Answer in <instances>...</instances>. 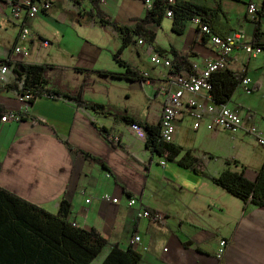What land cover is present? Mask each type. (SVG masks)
<instances>
[{
	"label": "crops",
	"instance_id": "0c3cea01",
	"mask_svg": "<svg viewBox=\"0 0 264 264\" xmlns=\"http://www.w3.org/2000/svg\"><path fill=\"white\" fill-rule=\"evenodd\" d=\"M44 1L35 0L36 15L26 17L22 11L20 19H14L9 4L0 0V58L46 65L45 86L65 95L38 96L21 110L20 80L10 75L8 84L0 82V107L18 113V120L0 121V187L51 213L66 201L71 222L107 240L89 264L101 263L114 245L136 249L141 255L137 264H264V204L244 202L211 180L229 168L243 170L254 181L264 164V146L243 131H210L204 126L195 130L193 117L182 111L174 121L171 142L181 150L166 158L167 151L159 156L148 149L144 129H131L124 118L159 124L161 89L169 87L168 74L153 86L138 61H150L159 52L171 57L176 70H188L191 63L200 66L216 56L204 32L190 20L177 34L172 17L164 13L159 21L143 25L142 0H51L52 5L42 9ZM190 1L212 8L220 4L229 32L240 30L247 40H252L255 28L264 32V0L236 7H225L224 0ZM249 1L262 11L257 20L246 17ZM22 20L30 35L21 42ZM112 22L129 28L126 45L123 31ZM144 30L148 35H141ZM140 38L144 40L138 43ZM16 44L25 45L27 55L15 53ZM127 67L147 77L129 80L119 75ZM225 68L250 77L253 86L249 93L236 87L227 105L242 115L253 112L254 123L264 127V56L248 58L236 48ZM124 81L153 86L160 101L142 107L145 111L127 106L119 92ZM81 86L87 103L103 104L106 113L80 106L68 96ZM186 152L194 158L191 167L179 164ZM105 193L117 197V203L103 201ZM129 198H136V204L128 206ZM142 208L161 213V219L140 217ZM221 240L226 247L218 258Z\"/></svg>",
	"mask_w": 264,
	"mask_h": 264
},
{
	"label": "trees",
	"instance_id": "16d2710c",
	"mask_svg": "<svg viewBox=\"0 0 264 264\" xmlns=\"http://www.w3.org/2000/svg\"><path fill=\"white\" fill-rule=\"evenodd\" d=\"M166 2L167 0H155L153 8L147 10L145 17L141 20L143 25L159 21L166 9L171 8L173 13L171 28L177 34H181L187 23L195 17H199L201 24L208 25L209 30L214 34L225 36L230 30L228 22L221 18L224 16V10L220 4L212 8L190 0H174V3L169 6ZM261 12L259 10L257 15ZM101 20H104L102 15ZM111 24L114 28L123 31L122 44L126 45L130 41L129 28L119 26L114 22ZM196 27L198 31H201L199 26ZM134 32L139 35L137 30ZM146 34L148 35L144 30L141 35ZM262 38H264V32L255 28L252 41L256 45L264 46ZM175 56L177 57L178 54L175 53ZM7 62L9 65L12 64L10 60ZM46 67V65L17 61L13 63L12 70L17 79L23 80L22 88L18 92L29 91L33 96L29 100L30 104L41 95H48V97L64 95L61 91L45 86L47 84L44 74ZM173 68L176 69V67ZM119 75L129 80H143L144 77L140 71H130L128 67L127 71ZM241 78L242 74L228 68L211 74L210 95L213 101L226 104ZM84 84L85 78L82 86ZM82 86L76 94L68 96L80 106L106 113L103 104L87 103L82 95ZM4 87L10 88L9 85ZM5 113L6 111L0 107V118ZM124 118L130 124H137L144 129L146 147L159 156L167 151L165 157L172 158L180 152L181 149L174 144L158 141V125L143 123V121L127 116ZM193 163L194 158L189 155V152H186L179 160V164L184 166L191 167ZM194 170L201 173L199 169L194 168ZM211 180L244 202H250L252 205L264 204V164L257 171L254 181L249 180L243 170L236 172L229 168L212 176ZM68 212L69 204L66 201L60 202L58 212L51 213L13 191L0 187V264H89L92 262L107 245V240L90 230L76 226L68 219ZM140 260L141 255L136 249L132 247L123 249L114 245L99 264H137Z\"/></svg>",
	"mask_w": 264,
	"mask_h": 264
},
{
	"label": "built area",
	"instance_id": "2783aa9c",
	"mask_svg": "<svg viewBox=\"0 0 264 264\" xmlns=\"http://www.w3.org/2000/svg\"><path fill=\"white\" fill-rule=\"evenodd\" d=\"M9 4L12 17L14 19H20L22 11L25 12L26 17H32L36 15L39 8L35 5V0H4ZM146 11L153 8L155 0H142ZM174 0H167L166 5H172ZM51 0H45L42 4V9H47L51 6ZM259 11L258 5L254 1H249L247 4L246 17L249 20H257ZM165 15L172 17L173 13L171 8L166 9ZM25 20L20 21L19 41H24L29 35L30 30L24 23ZM193 22L199 26L200 30L207 35L211 48L215 51L216 56L214 58H206L199 66L197 63H191L188 70H176L173 68L171 57L155 52L150 56V62L154 65H160V67L168 70L167 82L168 88L161 89V93L164 97V103L161 107L160 120H159V136L158 141L163 143H171L172 137L175 134L174 121L181 115L182 111H185L193 117L192 123L193 129L197 130L201 126H204L206 130H214L215 128H222L233 133H240L243 131L249 136L253 137V140L261 146H264V127H260L254 123V113L246 111L245 114H241L238 108H230L227 103L214 102L210 90L212 89V83L210 81L211 74L224 69L226 59L233 53L236 48H240L244 53L251 57L264 56V46L256 45L252 40H247L246 35L240 30H234L220 36L212 33L209 30L208 25L201 24L199 17H195ZM144 39L140 38L138 43H141ZM46 41L43 42L45 44ZM15 53L27 55L28 49L25 45L16 44L13 48ZM7 60L12 62L8 64ZM15 60L1 59L0 58V82L2 84H8L10 75L17 78L13 72V63ZM142 75L147 77L146 74ZM19 80V79H18ZM20 89L22 88L23 80L20 79ZM237 87L242 88L245 93L252 91V81L248 76H242L238 82ZM33 98L29 91L18 93V101L21 104V110H25L29 106V100ZM8 119L18 120V113L14 110L6 112L1 116L0 121L5 122ZM131 129L137 130L141 126L137 124H131ZM166 161L160 160L161 166L165 165ZM103 201L111 204L117 203V197L105 193L102 198ZM88 201V200H86ZM136 204V198H129L127 201L128 206ZM140 217L148 218L151 220L159 221L162 217L161 213L151 211L146 208L141 209ZM134 241L139 240V236L135 235ZM226 247V241L221 240L219 242V248H217V256L220 258L223 255V251Z\"/></svg>",
	"mask_w": 264,
	"mask_h": 264
},
{
	"label": "rangeland",
	"instance_id": "374dc122",
	"mask_svg": "<svg viewBox=\"0 0 264 264\" xmlns=\"http://www.w3.org/2000/svg\"><path fill=\"white\" fill-rule=\"evenodd\" d=\"M198 1H207L209 3H212L213 0H198ZM223 2L225 7L227 6L236 7L239 3L247 2V0H224ZM138 64L144 70L145 73L151 75V79L154 81L151 84L153 86L154 85L157 86L159 85V83H162L163 82L162 80H164L163 78L168 73V71L165 68L160 67V65H154L152 62L146 61L144 58L139 60ZM124 82H125L123 83L124 87H121L119 89V92L121 93L122 96L120 100L122 102H125L127 106L130 107L139 106L141 108L142 107L146 108V106L151 105V107H153L154 104L160 101V98L159 97L156 98L154 95V91L152 90L153 86L150 87L149 85L142 83L141 86L143 87H141L138 82H128V81H124ZM125 90L126 92H123Z\"/></svg>",
	"mask_w": 264,
	"mask_h": 264
}]
</instances>
